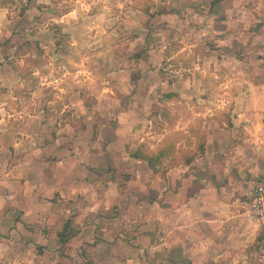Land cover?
Here are the masks:
<instances>
[{"label":"crops","instance_id":"obj_1","mask_svg":"<svg viewBox=\"0 0 264 264\" xmlns=\"http://www.w3.org/2000/svg\"><path fill=\"white\" fill-rule=\"evenodd\" d=\"M247 11L251 40L233 45L264 52V0ZM233 59L252 72L233 89H203L234 96L227 105H186L192 116L183 120L179 101L190 90L178 81L156 100L171 103L160 118L177 120L154 147L137 135L132 115L103 137L108 124L84 118L93 108L77 91L70 103L59 106L50 94L40 103L46 90L24 89L17 63L0 60V264H63L66 246L80 252L92 243L122 250L123 264H264V219L248 217L252 190L264 182V57ZM217 63L211 76L222 78L224 58ZM166 142L170 153L153 169L132 156Z\"/></svg>","mask_w":264,"mask_h":264},{"label":"rangeland","instance_id":"obj_2","mask_svg":"<svg viewBox=\"0 0 264 264\" xmlns=\"http://www.w3.org/2000/svg\"><path fill=\"white\" fill-rule=\"evenodd\" d=\"M211 1L0 0V60L17 63L14 66L22 73L24 89L39 86L46 90L40 103L50 96L59 106L70 103L75 99L71 93L77 91L83 103L93 108L84 118L99 126L108 124L103 137H109L111 130L117 132L119 121L132 115L140 127L137 135L154 147L161 136L173 135L171 121L176 116L170 112L159 116L171 103L162 107L156 100L163 102L161 97L169 95L174 83L182 82L190 90L179 101L186 120L192 116L186 105L216 109L235 98L203 92L209 86L233 89L240 77L252 72L251 66L233 58L264 57L262 51L252 54L249 45H233L251 40L244 24L252 21L247 18L249 10L244 12L252 0H245L247 6L232 0L212 6ZM74 40H79L75 47L70 45ZM17 45L21 47L14 50ZM221 57L225 75L213 78ZM33 71L45 79L32 80ZM22 97L26 103V96ZM82 249L77 248V253L76 248L66 246L63 264H123L122 250L110 252L96 243Z\"/></svg>","mask_w":264,"mask_h":264},{"label":"trees","instance_id":"obj_3","mask_svg":"<svg viewBox=\"0 0 264 264\" xmlns=\"http://www.w3.org/2000/svg\"><path fill=\"white\" fill-rule=\"evenodd\" d=\"M224 0H212L211 1V5L212 6H216L217 4H219L220 2H222ZM27 3H29V0H27ZM170 141V140H168ZM170 148H172V145L170 144V142H166V144L163 146V148L157 150L156 153H143L141 149L136 150L133 153V157L135 158H140L145 160L146 162H148V166L150 168H154L155 166L160 164L161 159H166L169 155V151ZM68 228V225L65 224L64 228H63V232H65ZM67 240V238H66ZM66 240L64 239V237H60V242L63 244L64 242H66ZM85 254V253H84Z\"/></svg>","mask_w":264,"mask_h":264},{"label":"built area","instance_id":"obj_4","mask_svg":"<svg viewBox=\"0 0 264 264\" xmlns=\"http://www.w3.org/2000/svg\"><path fill=\"white\" fill-rule=\"evenodd\" d=\"M248 217L252 221L264 219V182L256 184L252 190Z\"/></svg>","mask_w":264,"mask_h":264}]
</instances>
